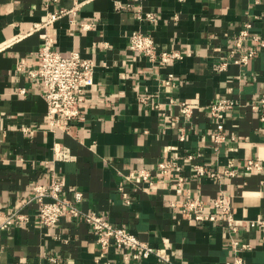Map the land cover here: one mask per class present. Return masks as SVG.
<instances>
[{"label": "crops", "instance_id": "obj_1", "mask_svg": "<svg viewBox=\"0 0 264 264\" xmlns=\"http://www.w3.org/2000/svg\"><path fill=\"white\" fill-rule=\"evenodd\" d=\"M61 10L68 12L50 26L54 48L92 60L93 81L84 90L83 119L51 129L46 87L28 70L39 63L33 25ZM148 12L155 20L138 18ZM248 22L264 39V0H0V221L13 212L29 217L0 230V264H123L126 249L103 248L83 218L65 213L54 226L36 222L32 190L49 184L52 170L64 179L63 196L81 190L85 212L127 227L168 252L171 264H264V228L240 229L254 248L237 263L222 218L199 222L181 208L195 199L209 212L225 192L236 218H264V125L249 106L264 95V48L242 65L228 53ZM137 30L181 58L163 63L130 50ZM169 73L176 78L167 88ZM220 97L239 105L224 119L228 139L216 142L209 105ZM171 99L189 102L191 116ZM55 143L76 160L54 162ZM251 159L262 169L247 170ZM163 161L182 169L161 173ZM197 164L221 179L198 175ZM140 169L150 171L152 184L132 176ZM135 264L160 263L152 255Z\"/></svg>", "mask_w": 264, "mask_h": 264}, {"label": "built area", "instance_id": "obj_2", "mask_svg": "<svg viewBox=\"0 0 264 264\" xmlns=\"http://www.w3.org/2000/svg\"><path fill=\"white\" fill-rule=\"evenodd\" d=\"M55 1V0H53ZM68 11L61 10L51 13L44 22L35 23L32 31L39 32L41 44L38 49L39 63L36 68L28 70L30 77H39L42 79L46 91L45 99L47 101V123L51 129L60 126L62 122L83 119L82 102L85 99L84 90L93 81V62L90 59L83 58L78 51H71L69 54H62L54 48V39L50 26L63 14ZM139 19L155 20L152 12L144 16L139 14ZM88 28L89 24L83 25ZM251 23H246L238 36L234 40V45L229 50V56L235 64H247L252 58L258 56L264 48V39L256 34H252L250 29ZM251 42V47L245 49V42ZM129 49L137 51L148 56L153 61L167 63L171 59H179L181 55L177 50H160L154 38L142 31H133L129 39ZM229 61H225L220 66L221 70L227 68ZM176 75L169 73L164 79L165 86L168 88L174 86ZM25 93V89H21ZM171 102L178 103L180 112L184 117H190L193 110L192 105L185 101L171 99ZM239 104L233 98L220 97L209 105L211 115L217 119L218 132L212 137L216 142L227 140V136L222 133L224 130V119L226 114L231 112ZM250 108L256 111L260 121L264 125V95L250 102ZM222 133V134H221ZM184 138V134H181ZM233 139V138H232ZM230 150L236 151V147H230ZM76 160V156L70 148L61 143H55L53 161L70 162ZM247 170H261L262 165L258 160H248L245 164ZM161 173L168 170L181 171L180 164H173L163 161L159 164ZM195 172L198 175L208 174L211 178L221 179L217 171L207 170L203 164L195 166ZM228 175H234L236 171L233 168L226 170ZM143 181H149L151 173L147 169H140L132 173ZM180 181L183 178L180 177ZM153 182L149 181V184ZM64 179L55 170H52L49 184H36L32 190V198L38 203L39 209L36 222L44 226H54L65 213L73 217L83 218L96 234V239L103 248L110 244L118 248L126 249L123 264H135L136 261L149 258L154 255L160 264H171V255L161 248H157L147 241L141 240L135 233L123 225H117L110 222L103 215L96 212H85L80 204L83 201V192L73 188L72 197L63 196ZM181 208L190 214H193L195 220L199 222L217 221L222 218L226 222L229 230L230 248L235 255L243 251H250L254 248L252 242H249L238 236L240 229L247 226L249 229L264 228V218L257 217L254 219L236 218L232 206L231 196L221 192L220 196L214 200L209 212H206V206L201 200L188 199L182 203ZM27 215L13 212L7 214L0 221V230H4L16 222L27 221ZM237 263H240L239 257Z\"/></svg>", "mask_w": 264, "mask_h": 264}]
</instances>
